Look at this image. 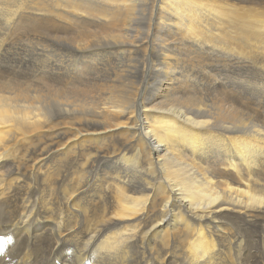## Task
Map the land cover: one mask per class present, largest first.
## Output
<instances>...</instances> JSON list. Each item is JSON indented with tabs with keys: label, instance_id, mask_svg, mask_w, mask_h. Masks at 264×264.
I'll return each mask as SVG.
<instances>
[{
	"label": "bare ground",
	"instance_id": "bare-ground-1",
	"mask_svg": "<svg viewBox=\"0 0 264 264\" xmlns=\"http://www.w3.org/2000/svg\"><path fill=\"white\" fill-rule=\"evenodd\" d=\"M0 264H264V0H0Z\"/></svg>",
	"mask_w": 264,
	"mask_h": 264
},
{
	"label": "rangeland",
	"instance_id": "rangeland-1",
	"mask_svg": "<svg viewBox=\"0 0 264 264\" xmlns=\"http://www.w3.org/2000/svg\"><path fill=\"white\" fill-rule=\"evenodd\" d=\"M150 12V9L148 10V9H144V11H142V13H141V15H142V17H141V15L139 16V21H138V23H136V26L137 27H139L140 26V28H138V30L140 31V35H141V37H145L146 35H147V29H148V23H149V15H148V13ZM146 13V14H145ZM145 14V15H144ZM151 22V24L153 23V19L150 21ZM23 25V26H22ZM18 26V27H17ZM16 29H18V30H16ZM23 30V31H22ZM19 32V33H17V38H16V32ZM14 36H13V38H15L13 41H14V43H15V45L17 46V45H19L20 44V42H21V44H27V42H26V40H27V38L26 39H23V41H22V38H23V35L26 33V23H24V24H21V25H16L15 26V29H14ZM143 32V33H142ZM151 35V34H150ZM21 39H20V38ZM19 38V39H18ZM149 39H151V36H149ZM18 41V42H17ZM15 51V50H14ZM19 53H20V51H18ZM18 52L17 51H15V53L16 54H18ZM15 54V55H16ZM21 55L20 56H22V55H24L23 53H20ZM18 57V56H16L15 57V63H14V65L13 66H15V67H13V69L14 68H16L15 70H29V69H27L28 67H27V64H23L22 63V61H21V58H23V56L22 57ZM151 57L152 56H150V57H147V60H146V69L147 68H151V66H152V62H153V57H152V59H151ZM138 58V59H137ZM137 58H135L134 59V61L133 62H135L136 61V59H137V61L138 60H140L141 58L140 57H137ZM18 59H19V61H18ZM26 59H27V57H26ZM149 59V60H148ZM151 59V60H150ZM148 61V62H147ZM18 62H20V63H18ZM151 63V64H150ZM19 64V65H18ZM22 64V65H21ZM137 64V63H136ZM138 65H139V63H138ZM137 65V66H138ZM17 66V67H16ZM148 66H150V67H148ZM26 67V68H25ZM25 68V69H24ZM12 69V70H13ZM55 211H56V208H55ZM45 228H47V227H45ZM231 232H232V234H237L238 236H241L243 239H244V241H245V243H248L249 244V241L251 240V237H250V235L248 234V232H246L243 228H241V227H238V228H234V227H232L231 228Z\"/></svg>",
	"mask_w": 264,
	"mask_h": 264
}]
</instances>
